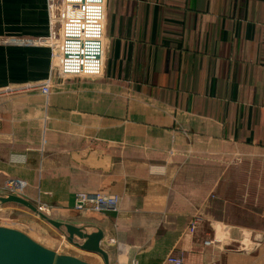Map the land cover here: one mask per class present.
<instances>
[{"label":"crops","instance_id":"0c3cea01","mask_svg":"<svg viewBox=\"0 0 264 264\" xmlns=\"http://www.w3.org/2000/svg\"><path fill=\"white\" fill-rule=\"evenodd\" d=\"M49 23L48 0H0V194L21 180L101 230L109 264H264V0H107L99 78L53 70ZM79 192L119 210L76 212Z\"/></svg>","mask_w":264,"mask_h":264},{"label":"built area","instance_id":"2783aa9c","mask_svg":"<svg viewBox=\"0 0 264 264\" xmlns=\"http://www.w3.org/2000/svg\"><path fill=\"white\" fill-rule=\"evenodd\" d=\"M48 12L52 34L49 43L57 51L55 67L59 74L63 77H101L105 60L107 0H48ZM51 84L52 81L49 79L37 87H42V92L47 93ZM35 87L28 85L26 89ZM24 187L25 183L10 182L5 187V191L10 194L5 196L18 195ZM119 206L120 198L116 195L80 192L75 196L77 211L117 212ZM199 223L198 217L192 219L191 235L195 233ZM242 236L238 243L241 250L250 240L249 237ZM212 243L205 241L204 246H210ZM166 264L185 263L179 257H169Z\"/></svg>","mask_w":264,"mask_h":264},{"label":"water","instance_id":"95a60500","mask_svg":"<svg viewBox=\"0 0 264 264\" xmlns=\"http://www.w3.org/2000/svg\"><path fill=\"white\" fill-rule=\"evenodd\" d=\"M19 205L39 215L58 231L65 229L66 240L78 250L98 255L104 264L109 256L102 247L104 234L101 230L87 233L85 228L52 220L40 213L26 199L16 196H0V206ZM76 240L79 241L76 242ZM0 264H89L77 257L58 254L33 240L27 234L12 228L0 226Z\"/></svg>","mask_w":264,"mask_h":264},{"label":"rangeland","instance_id":"374dc122","mask_svg":"<svg viewBox=\"0 0 264 264\" xmlns=\"http://www.w3.org/2000/svg\"><path fill=\"white\" fill-rule=\"evenodd\" d=\"M50 36H52L51 32H50ZM53 47L54 46H52V50H53V70L58 72L57 67H55V61L57 59V58L55 59V53H57V51L54 50ZM104 62H105V60H104ZM58 74H59V72H58ZM78 78H86V77H78ZM44 83H46V82H43L42 84H44ZM42 84H39V85H42ZM51 86H52V84H51ZM41 91H42V89H41ZM10 182H13V183H17V182L25 183V182H23L21 180H11V181L7 182L6 185L9 184ZM25 188H26V184H25L24 189ZM24 189H23V191L21 193H19L16 196H20V197L23 198ZM18 191H20V190H18ZM6 194H10V193L6 192L5 188H4V190L0 194V196H5ZM36 208L43 215L47 216L48 218H50L52 220H55L54 215L52 213V209L50 207L45 206L43 204L41 206L37 205ZM41 208L44 209V210H41ZM14 209H17V210H14ZM18 210H21V212H23V214H25L24 217L20 216V214L19 215L15 214V212L18 211ZM74 210H76L75 206H74ZM88 211H91V210H88ZM76 212H83V211H77L76 210ZM91 212H93V211H91ZM93 213H95V212H93ZM42 220H41L40 217H38V215H36L35 213L31 212L30 210H28V209H26V208H24L22 206H19V205H4V206H0V226L19 230V231L27 234L28 236H30L33 240H35L36 242L40 243L44 247H46L48 249H51V250L57 252L58 254L74 256V257H77V258H79V259H81V260H83V261H85V262H87L89 264H99V263H96V261H94V259H92V257H90V255H86L85 253H83V251L78 250L76 247H74L72 244H70L66 240V236H65L66 235V233H65L66 231H65V229H62V231H58V230L54 229L52 226H50L47 222H45L44 220L42 221ZM191 221H190V223H191ZM39 224L43 227V229H39V227H38ZM45 224L47 226H49V227H47ZM50 228H52V229H50ZM196 229H197V227H196ZM188 232H190V224H189ZM195 232H196V230H195ZM48 237L49 238L50 237L55 238V240H56L55 243L56 244L55 243H50L47 240ZM76 242L79 243L78 240H76ZM204 242H203V245H204ZM257 244H258L257 242H253V240L250 239L248 243H245V246H243L242 250L239 248V244H238V248L237 249H238V251L247 254V253H250L255 248V246ZM169 257H179L182 260H184V263H185V258L183 256H178V255H176L174 253H171V254H169L166 257V259L164 261V264H166V260ZM133 263L137 264L135 261H133L131 264H133Z\"/></svg>","mask_w":264,"mask_h":264}]
</instances>
